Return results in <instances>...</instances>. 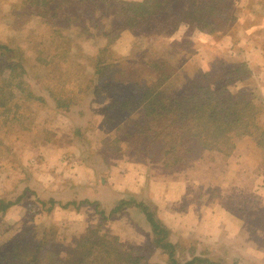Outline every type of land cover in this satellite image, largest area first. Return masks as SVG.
I'll return each instance as SVG.
<instances>
[{"label":"rangeland","instance_id":"374dc122","mask_svg":"<svg viewBox=\"0 0 264 264\" xmlns=\"http://www.w3.org/2000/svg\"><path fill=\"white\" fill-rule=\"evenodd\" d=\"M31 1L0 0V44L9 50L0 54V69L7 57L21 63L25 71V88L30 93V96L26 92L19 94L17 109L8 120H3L0 115V199L17 200L0 214V253L13 241H38L45 232V236H53L56 251L63 259L81 235L96 229L100 234L116 236L125 250L142 247L150 263L166 264L165 255L150 244L151 226L135 202L144 203L154 218L160 220L158 208L161 212L171 205L175 209L192 211L196 208L199 211L200 206L211 211L219 206L226 210L236 208L237 211L246 196L251 200L250 205L240 208L252 218L247 224L251 232L247 229L238 237L234 236L226 228L227 222L220 219L222 224L218 225L222 231L226 230L221 237L216 232L208 237L205 234L197 237L190 232L174 230L170 232L169 240L175 245V258L179 264L188 261L193 253L220 264H264V177L260 176L261 173L264 175V152L248 137L237 138L236 147L229 155L221 152L206 154L193 144L190 146L192 152H180L178 163L169 165V161L168 164L164 162L161 143L137 142V135L129 138L127 143L123 142L121 134L130 132L133 124L140 123L141 115L115 116L106 105L114 98H133L130 97L133 91L127 86L94 91L98 85L94 63L98 49L105 44V37L95 30L92 22L110 30L112 16L106 11L100 15L98 11L91 13L85 7V14L80 17L81 21L86 19L87 29H83L74 24L79 20L66 21L62 11L58 7L54 9L55 1L49 4L50 0H41L43 5L33 3L30 6ZM223 1L225 3L221 5L226 20H223L225 17L217 20L212 39L205 36L201 40L198 33L191 36L192 31L188 28L184 31V38H179L176 43L168 42L171 39L169 30L129 32L122 34L113 45L115 61L119 60L116 52L126 56L122 59L131 61L135 67L141 64L145 55L146 60L164 59L171 73L170 81L165 85L168 95L197 85L199 81L196 79L204 77L212 88L225 81L229 91L245 88L250 90L255 101H260L264 97V64L242 59L240 54L245 53L241 42L244 29L238 26L237 17L232 12L234 2ZM253 2L258 7L264 5L260 1ZM41 12H44L43 17L35 15ZM251 29L257 45L264 50V28ZM250 45L247 46H255ZM239 63L246 65V72L244 69L234 80L229 72ZM7 74L8 70L0 71V77ZM104 83L113 86L110 77ZM52 93L69 106L57 107ZM262 111L261 121L264 123V109ZM83 167H92L94 176L103 182L114 173L122 172L124 167L126 171L128 167H132L133 172L136 170L134 186L128 190L123 186L116 189L124 199H119L114 206L121 200L129 205L111 213L114 206L102 208L94 200L88 203L87 198L65 201L50 198L51 192L47 188V184L53 182L50 177L59 175L57 182L63 183L51 186L59 192H70L71 196L69 185L64 188L65 181L70 174L88 179ZM175 181L184 183L181 186L184 200L179 197L182 200L177 203L175 200L166 203L159 195L163 182L168 186L167 194L170 191L172 197L178 198ZM260 186L262 190L257 195L262 200L257 201L254 195ZM147 193L151 198H146ZM208 195L212 196L206 200ZM60 196L66 199L64 194ZM161 200L165 201V206ZM255 205L262 207L260 214L255 211ZM63 208L70 209L66 216L55 215L54 221L49 222L51 214ZM115 213L119 218L108 220ZM260 227L263 233L258 230ZM254 247L261 251H255ZM258 256L262 257L261 263L255 262Z\"/></svg>","mask_w":264,"mask_h":264},{"label":"trees","instance_id":"16d2710c","mask_svg":"<svg viewBox=\"0 0 264 264\" xmlns=\"http://www.w3.org/2000/svg\"><path fill=\"white\" fill-rule=\"evenodd\" d=\"M51 1H55L54 9L58 7L66 21L79 20L74 24L83 29H87L84 23L86 19L81 21L80 17L85 14V7L91 13L98 11L99 15L105 11L108 14L111 12L114 25L111 26L112 29L108 30L103 25L92 22L95 30L105 37V44L98 49L94 63L95 73L98 75V85L94 91H108L109 88L124 86L133 91L130 95L133 98H114L106 105V109L115 112V116L135 113L141 115V122L133 124L132 131L130 129V132L121 134L123 142L127 143L129 138L135 135L138 136L137 142H159L163 148L164 162L168 164L169 161V165L178 163L180 152H192L190 146L193 144L199 151L229 155L236 147L237 138L248 137L264 152V123L260 119L264 105L254 100L250 90L241 88L231 92L227 89L225 81L212 88L205 82L204 77H200L196 79L199 81L197 85H190L168 95L165 85L170 81L171 73L169 64L164 59L146 60L145 55L141 64L135 67L129 60L119 58L115 61L110 49L121 30L170 31L177 29L180 24H186L189 28L212 34L217 29V20L223 17V20H226V12L221 5L224 1L50 0L49 4ZM33 3L43 5L41 0L31 1L30 6ZM36 15L43 17L44 12ZM8 51L5 45L0 44V54H6ZM244 69L246 72V65L241 63L229 74L236 80ZM3 70H8V74L0 77V115L3 120H8L17 109L19 94L26 92L27 96H30V93H27L25 88V71L21 63L7 57L0 71ZM107 77L114 83H110L112 87L104 83ZM52 97L57 107L69 106L53 93ZM111 119H114L113 115ZM16 203L17 200L0 199V214ZM135 203L151 226L150 244L165 255L166 264H179L175 258V245L169 240L170 229L161 220L154 218V214L148 211L144 203ZM125 205L129 203L121 200L110 212L114 213ZM55 245L53 236L47 237L45 232L38 241L25 242L18 239L0 253V264H152L142 247L125 250L116 236L100 234L96 229H90L85 235H81L74 247L68 251L66 258L59 257ZM183 264L220 263L193 253Z\"/></svg>","mask_w":264,"mask_h":264},{"label":"crops","instance_id":"0c3cea01","mask_svg":"<svg viewBox=\"0 0 264 264\" xmlns=\"http://www.w3.org/2000/svg\"><path fill=\"white\" fill-rule=\"evenodd\" d=\"M136 1H139V0H136ZM232 1L234 2L232 12H234L235 16L237 17V21L239 22L238 26H240L241 28L244 29L243 34L245 36H244V39L241 40V42H242V46L245 48V53H244V55L240 54L242 59H244V60L253 59L259 65H261V63L264 64V50L262 49L261 46L257 45L258 43H256V39L254 37L255 35L252 32L253 29H251V28H256V27L257 28H264V5L262 7H258L257 3H254L253 0H232ZM259 1L261 2L260 4H264V0H255V2H259ZM109 14L111 15V12ZM37 16H39V15H37ZM42 21H44V20H42ZM181 28H182V30H181ZM187 28L192 31L191 36H192V33L200 34L198 36L202 37V38H200L201 40L205 36H208L211 39L214 36L213 33L210 34V33L204 32V31L189 28L186 24H183V25L180 24L177 29L170 30V34H169L170 36L169 37H171V39L168 40V42L169 43H171V42L176 43L177 41L180 40L179 38H181V39H182V37L184 38L183 34H184V31L187 30ZM125 31H127V32H125ZM121 32L115 41L119 40V38L122 36V34H126L129 32L132 33V31H129V30H121ZM178 33H179V35H177ZM196 39H199V38H196ZM253 40H254V42H253ZM115 41L112 42V44L110 45L111 51L114 50L113 45H114ZM195 43H198V42H195ZM250 44H254L255 46L254 47H248L247 45H250ZM204 46L207 47L208 44H204ZM116 54H117L116 58L126 57V56L120 55V53H117V52H116ZM237 58L239 59L240 57H237ZM238 59H236V60H238ZM238 62H241V61L239 60ZM239 64H241V63H239ZM263 90H264V85H263ZM263 96H264V92H263ZM260 99L261 100L259 102H261L262 105H264V97L260 98ZM260 119H261V116H260ZM204 151H206V154L209 152H214V151H207V150H204ZM216 153H220V152H216ZM111 168H113V167H111ZM114 168H117V167H114ZM83 169L85 171H87V176L89 177L88 179H83L84 176H81V178H78V177H75L74 174H70V178H67L65 181L64 188L68 187L67 184L69 185L68 188L71 189V191H72L71 196H70V192L69 193L59 192V191L54 190V187L51 186L52 184L58 185L59 183H63L61 181L57 182L59 180V178H58L59 175L54 174L53 175L54 178L50 177V180H53V182L47 184L48 191L51 192L50 198H52L53 200H61V201L71 200L74 198L75 199L87 198L89 200V202H92L94 200L95 202L100 203L102 208L104 207L106 209H109L112 206H114V204H116V202L119 199H124V198H122L123 197L122 193H118L116 191V189L121 188L123 186L124 189L127 188V190H128V188H130L131 186H134L136 184L135 180H137V179L134 180V178H136L137 172L135 173L136 170H134V172H133L132 167H128L127 171L125 170V167L122 168V170H121L122 172H117L116 174L114 173L113 176H110V179H108L107 182H103L102 179L94 176L95 174H94V170L92 167H83ZM106 169H109V167H106ZM256 176H258V173ZM260 176H261V178L264 177V175L262 173L260 174ZM64 180L62 179V181H64ZM138 180H139V178H138ZM165 182H163L164 183L163 188L159 193L161 199L163 197L164 200L167 201L166 203H170V204H171L172 200H175V203H177L179 200H182V199L184 200V197H183L184 192H183V189L181 188L182 184L184 185V183L182 181H175L174 182V184L177 185L178 198L172 197L173 195L171 194L170 191H168V194H167L166 188H168V186L166 185ZM261 183H262V181H261ZM258 188H259V191L256 192V194L254 195L255 196L254 198L257 201H261L262 199H260L259 195H257V194H259V192L262 190V187L260 186ZM104 190H105V192H109V193L102 192ZM263 190H264V188H263ZM42 191L43 190H41V192L40 191L39 192L42 193ZM61 194H64L66 199L62 198L60 196ZM159 195L157 197H159ZM146 196H147L146 198H148V199L151 198L149 193H147ZM211 196L212 195H208L206 200H208ZM179 197H181L182 199H180ZM168 198H169V201L167 200ZM242 199H243V201H242L240 206H242V208L244 209V208H246L245 204H247L249 206L250 205L249 202L251 200H250V198H248L246 196H244ZM257 201H255V202H257ZM161 202L165 206V201L161 200ZM208 202H210V201H208ZM156 204L159 205V202H157ZM206 204H207V202H206ZM240 206H239V209L237 208V211H236V208H234L233 210H231V209L226 210L222 207L220 208L219 206L217 209H214V208L211 209V211H208V208H206V210H204L200 206H199V211H197L196 208L193 209L192 211H187L184 208H180V209L172 208V206L170 205L169 207H167L168 209L162 210L161 212L158 208V212H159L158 217L170 229V232H172L174 230L181 231L183 233H189L190 232L193 235H197V237L200 234H205L208 237L209 236L208 234H210L212 232L213 233L216 232V234H218L220 237L223 236L224 233L226 232V230H225V232L222 231L221 225H218V224H222L221 221H219L220 219H222L223 221L227 222V223H225V225L227 226L226 228H228V230L230 232H232L234 234V236L238 237L239 235L243 234L247 229H249V230H247V232H251L250 231L251 229H250V227L248 228L247 224H248V222L250 223V221L252 219V218H249V216H246V213H244V210L241 209ZM255 207H256L255 211L260 214L262 207H259V205H258V207L260 209L256 205H255ZM67 211H70V209L69 208H63L60 212H56V213L52 212L53 214H51V216L49 218V222L54 221L53 219L55 218V215L56 216H60V215L66 216L65 213ZM202 212H204V213H202ZM254 214H255V212H253V215ZM118 218H119V214L115 213V215L112 218H109L108 220L112 219L113 221H116V219H118ZM168 219H169V222H168ZM170 222H171V224H170ZM186 230H189V231H186ZM258 230L262 232L263 229L260 227V229H258ZM258 230H256V231H258ZM260 236H262V235H260ZM262 238H264V234H263ZM254 250L255 251H261L257 247H254ZM255 262L261 263L262 257L258 256Z\"/></svg>","mask_w":264,"mask_h":264}]
</instances>
